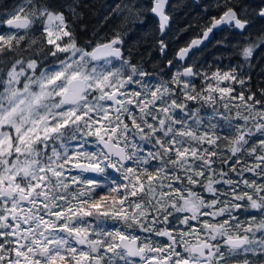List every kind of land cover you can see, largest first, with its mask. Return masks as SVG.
<instances>
[{
  "label": "snow or ice",
  "instance_id": "1",
  "mask_svg": "<svg viewBox=\"0 0 264 264\" xmlns=\"http://www.w3.org/2000/svg\"><path fill=\"white\" fill-rule=\"evenodd\" d=\"M168 4L120 0L105 20L152 14L165 54ZM80 8L0 11V264H264V89L246 88L264 0L206 5L219 15L168 60L170 80L125 55L128 31L81 45ZM224 26L244 63L198 70L193 53Z\"/></svg>",
  "mask_w": 264,
  "mask_h": 264
},
{
  "label": "trees",
  "instance_id": "2",
  "mask_svg": "<svg viewBox=\"0 0 264 264\" xmlns=\"http://www.w3.org/2000/svg\"><path fill=\"white\" fill-rule=\"evenodd\" d=\"M81 0L80 12L83 13L82 19L74 24L78 42L81 45L88 40H92L93 45L97 40L103 42L104 39H110L114 34V30L128 31L125 37L124 52L133 53V63L141 64L142 67L149 73H152L157 78L170 80L172 72L176 70L173 66L169 70L168 60H172L175 53L180 47L186 46L191 39L202 34L201 25H206L211 16H218L219 13L212 8H209L207 15H204V8L216 2V0H169L167 12L171 16L170 27L167 34L163 37L168 44V49L165 54H161L157 42L161 36L158 27V20L152 14H147L143 23H137L135 26L129 24L127 29H119L121 17H111L107 21L105 17L111 10L110 6L120 0ZM18 0H0V11L3 6H11L17 3ZM57 4L61 0H55ZM253 7L261 4V0H251ZM67 14V13H66ZM69 18L70 14H69ZM191 25V27H189ZM86 30H82V27ZM187 28V31L181 32V29ZM129 29H131L129 31ZM5 26H0V33L7 31ZM255 39L262 31H264V19L257 18L251 29L249 30ZM37 35L39 33H36ZM247 35V33H245ZM218 41H223L218 44ZM245 44L238 32L228 29L216 31L204 48L195 51L193 56L196 58V67L199 70L201 66L208 69L209 74L215 71L217 67L221 70H228L230 66L238 63H244L239 53V48H234L233 45ZM90 50V49H89ZM180 62H177L179 64ZM192 63L189 59L188 64ZM251 64L254 70L251 72V84L246 85L251 87L252 91L257 93V99L260 98L259 89H264V47H260L254 51ZM211 65V67H209ZM184 66V65H183ZM247 71L245 75H247ZM195 83L198 87L202 85V77L197 78ZM237 91L239 86L237 85ZM195 107V105H193ZM200 191V189H197Z\"/></svg>",
  "mask_w": 264,
  "mask_h": 264
},
{
  "label": "water",
  "instance_id": "3",
  "mask_svg": "<svg viewBox=\"0 0 264 264\" xmlns=\"http://www.w3.org/2000/svg\"><path fill=\"white\" fill-rule=\"evenodd\" d=\"M157 19H158V18H157ZM225 27H227V26H224L223 28H225ZM5 28H6V26H5ZM6 29H7V28H6ZM201 35H202V34H201ZM212 36H213V35H212ZM194 38H196V37H194ZM190 41H191V40H190ZM207 42H208V41H207ZM207 42H206V44H207ZM206 44H205V45H206ZM183 47H184V46H183ZM202 48H204V46H203V47H201L200 49H202ZM200 49H199V50H200ZM184 67H187V65H186V64H184Z\"/></svg>",
  "mask_w": 264,
  "mask_h": 264
},
{
  "label": "flooded vegetation",
  "instance_id": "4",
  "mask_svg": "<svg viewBox=\"0 0 264 264\" xmlns=\"http://www.w3.org/2000/svg\"><path fill=\"white\" fill-rule=\"evenodd\" d=\"M241 219H246V217H243V216H242Z\"/></svg>",
  "mask_w": 264,
  "mask_h": 264
},
{
  "label": "rangeland",
  "instance_id": "5",
  "mask_svg": "<svg viewBox=\"0 0 264 264\" xmlns=\"http://www.w3.org/2000/svg\"><path fill=\"white\" fill-rule=\"evenodd\" d=\"M96 2H98V1L96 0ZM120 23H121V22H119L118 24L120 25Z\"/></svg>",
  "mask_w": 264,
  "mask_h": 264
}]
</instances>
